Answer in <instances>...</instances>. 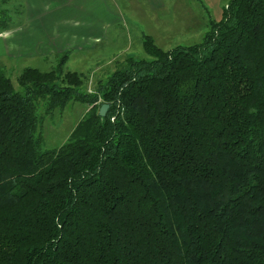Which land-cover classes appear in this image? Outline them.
Wrapping results in <instances>:
<instances>
[{"label": "trees", "instance_id": "trees-1", "mask_svg": "<svg viewBox=\"0 0 264 264\" xmlns=\"http://www.w3.org/2000/svg\"><path fill=\"white\" fill-rule=\"evenodd\" d=\"M142 49L91 93L65 55L20 92L0 70V264H264V0ZM70 101L89 108L41 151L38 102Z\"/></svg>", "mask_w": 264, "mask_h": 264}, {"label": "rangeland", "instance_id": "rangeland-1", "mask_svg": "<svg viewBox=\"0 0 264 264\" xmlns=\"http://www.w3.org/2000/svg\"><path fill=\"white\" fill-rule=\"evenodd\" d=\"M229 0H164V8L155 11L154 17L147 19L145 25H140V13L146 14L142 5L135 4L126 10L122 4L123 17L120 22L112 24L119 32L115 43L103 51V46L94 50H67L57 53L48 59H22L14 62L9 68L7 61L0 60V70L9 79L15 92H20L16 79L26 68H35L40 72L54 70L60 63L62 55L67 56L61 64V74L75 72L79 76V91L91 93L98 83H103L114 71L125 69V61L132 59H148L142 49V37L149 36L163 51L176 46L198 44L208 30L210 22L221 19L223 9ZM76 4L71 1V7ZM108 5V2L106 3ZM75 9V8H74ZM94 16L100 17L101 11L91 9ZM128 12L132 17L126 18ZM143 18V19H141ZM24 0H0V32L6 28H23L25 24ZM140 19V20H139ZM107 22L108 18L105 19ZM107 37V36H106ZM103 45V44H102ZM101 54V55H98ZM73 64H72V63ZM11 64L12 61L10 60ZM5 66H4V65ZM89 107L78 102H67L63 107L46 111V104L38 102L36 115L40 118V150H51L63 144L70 131L80 120Z\"/></svg>", "mask_w": 264, "mask_h": 264}, {"label": "crops", "instance_id": "crops-1", "mask_svg": "<svg viewBox=\"0 0 264 264\" xmlns=\"http://www.w3.org/2000/svg\"><path fill=\"white\" fill-rule=\"evenodd\" d=\"M71 1L24 0L25 27L6 28L0 32V60L7 61L12 68L18 60L48 59L67 50L91 51L103 46L105 51L114 45L119 33L112 24L123 17L122 4L126 5V10L133 1L142 5L147 13H140L141 17L145 16L139 19L140 25H145L155 11L165 6L164 0H75L76 4L71 7ZM94 8L101 11L100 17L92 15L90 10ZM125 13L126 18H135Z\"/></svg>", "mask_w": 264, "mask_h": 264}, {"label": "water", "instance_id": "water-1", "mask_svg": "<svg viewBox=\"0 0 264 264\" xmlns=\"http://www.w3.org/2000/svg\"><path fill=\"white\" fill-rule=\"evenodd\" d=\"M107 109V105H101L99 110H98V116L103 117Z\"/></svg>", "mask_w": 264, "mask_h": 264}]
</instances>
